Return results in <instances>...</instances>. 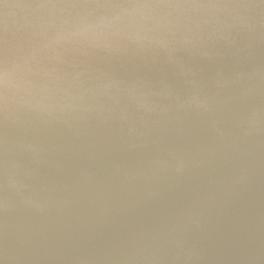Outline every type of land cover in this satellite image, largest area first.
I'll return each instance as SVG.
<instances>
[{"label": "water", "instance_id": "1", "mask_svg": "<svg viewBox=\"0 0 264 264\" xmlns=\"http://www.w3.org/2000/svg\"><path fill=\"white\" fill-rule=\"evenodd\" d=\"M0 264H264V0H0Z\"/></svg>", "mask_w": 264, "mask_h": 264}]
</instances>
